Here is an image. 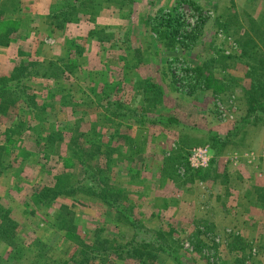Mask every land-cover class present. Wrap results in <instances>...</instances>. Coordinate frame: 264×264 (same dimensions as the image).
<instances>
[{"label":"rangeland","instance_id":"obj_1","mask_svg":"<svg viewBox=\"0 0 264 264\" xmlns=\"http://www.w3.org/2000/svg\"><path fill=\"white\" fill-rule=\"evenodd\" d=\"M20 79L0 96V264H264V0H0V86ZM79 182L126 210L53 199ZM135 234L142 258L102 257Z\"/></svg>","mask_w":264,"mask_h":264},{"label":"trees","instance_id":"obj_2","mask_svg":"<svg viewBox=\"0 0 264 264\" xmlns=\"http://www.w3.org/2000/svg\"><path fill=\"white\" fill-rule=\"evenodd\" d=\"M4 6H6L5 3L3 4V8H5ZM159 36H160L161 39H163L166 42L165 45L170 50H172L177 45H179V42L174 37H170L169 30L161 31ZM136 59L138 61L142 60V53H141L140 50L136 51ZM197 71L200 72V71H202V69L197 68ZM7 85L0 86V96L4 95V93L8 92L9 93L8 95H10L11 97H13V96L17 97V94L23 95L24 91L26 90L25 84H23V81L21 79L16 81L13 85L9 84L11 86L8 85L9 87L5 89V87ZM248 104L250 106V109H251L252 113H257L259 111V107L260 106H261L260 109H264V104L262 102H260L257 99V97L249 96ZM27 107L29 109L34 108L35 107L34 102L32 100L30 102H28ZM262 117H261L262 119L261 118H259V119L264 120V116H262ZM245 121H248V120H245ZM168 122L171 123V124L172 123L173 124L177 123V121L175 119H168ZM232 135H233V133H230V136L228 138H230ZM222 140L223 139H221V138H215V141L217 143H220ZM88 188H89V191L92 192V195L97 196L98 198H100L102 201H104L110 207H112V206L115 207L117 209V210L115 209L117 212L121 211L123 213L124 210H126V208H123V210H122V207H124V206L123 205L122 206L118 205L117 202H115L118 198L113 197V199H112L110 197L109 193L111 192V190L106 189L104 187H101V188H99V187L96 188V186L95 187H88L86 184H83V182H79L76 187L70 188L68 191L67 190L66 191H62V190L59 191V190L54 189V191L55 190L56 191L53 192L54 193L53 199L57 198L59 195H62V194H69V193L73 194L75 191H78V190H86L87 191ZM57 189H60V188H57ZM43 199H44V201L43 200H39V203L42 204V205L47 203L45 198H43ZM61 210H62L61 211L62 213H61V216L59 217L58 220H61V219L65 218V220L69 223L68 224L69 226H67V224H65L63 227H59V228L62 231L67 230V231L70 232L74 228L73 220L75 218V214L67 206H62ZM127 210H130V207ZM130 224L134 225V222L131 220ZM1 234H2V232H0V237H1ZM11 235H12V233H11ZM11 235L9 236V238H5V242H9L11 244H13V242L15 243V241L13 240ZM133 239H132V242H130V244L125 246V247L117 246L116 248H110V247L103 246V248L101 249L102 257L111 258L112 256H116L117 258H120V259H126L128 257L129 258H132V257L142 258L141 255H136L135 253H133L132 246H135V244L137 242V239H138V236H136V234H135ZM7 245H9V244H7ZM9 246H11V245H9ZM88 252H93L95 254L94 256H91V258H94V259H95V257H97V253L100 254V251L97 250L96 247H91V246L84 245L83 246V253L87 257H88V255H87ZM14 257L17 260L21 259V256H19V254H17L16 252L14 253ZM36 259L39 260V259H41V257L40 256H36ZM87 259L89 260L90 258L88 257Z\"/></svg>","mask_w":264,"mask_h":264}]
</instances>
